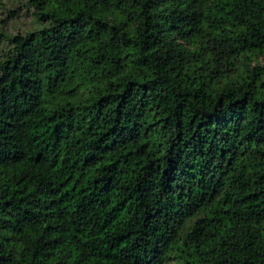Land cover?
<instances>
[{
	"label": "trees",
	"instance_id": "16d2710c",
	"mask_svg": "<svg viewBox=\"0 0 264 264\" xmlns=\"http://www.w3.org/2000/svg\"><path fill=\"white\" fill-rule=\"evenodd\" d=\"M0 264H264V0H0Z\"/></svg>",
	"mask_w": 264,
	"mask_h": 264
}]
</instances>
